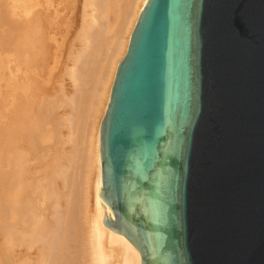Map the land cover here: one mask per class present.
Here are the masks:
<instances>
[{"label":"water","instance_id":"1","mask_svg":"<svg viewBox=\"0 0 264 264\" xmlns=\"http://www.w3.org/2000/svg\"><path fill=\"white\" fill-rule=\"evenodd\" d=\"M100 153L142 264H264V0H148Z\"/></svg>","mask_w":264,"mask_h":264},{"label":"bare ground","instance_id":"2","mask_svg":"<svg viewBox=\"0 0 264 264\" xmlns=\"http://www.w3.org/2000/svg\"><path fill=\"white\" fill-rule=\"evenodd\" d=\"M5 1L0 262L142 264L138 248L104 223L100 146L117 69L148 0H77L78 30L76 0Z\"/></svg>","mask_w":264,"mask_h":264},{"label":"rangeland","instance_id":"3","mask_svg":"<svg viewBox=\"0 0 264 264\" xmlns=\"http://www.w3.org/2000/svg\"><path fill=\"white\" fill-rule=\"evenodd\" d=\"M5 1V0H4ZM0 2H1V0H0ZM76 2H77V0H76ZM76 2H73V3H76ZM2 3H3V1L1 2V5H2ZM6 3V1L4 2V4L3 5H6L5 4ZM7 3H8V1H7ZM78 3H80V2H77L76 4H74L73 6H75V5H77V7H74V9L75 8H78V13H76L77 12V9H75V15H79V17H78V15H77V18H76V16L74 15V13H73V10L74 9H72V14H73V16H75V17H73L72 19L70 18L71 16L70 15H72V14H68L67 16H66V18H70L72 21V24L74 25V27H76L77 26V30L79 29V26H80V23L79 22H81V15H82V12H81V3L80 4H78ZM7 6V5H6ZM6 6H4L3 8L5 9L6 8ZM80 7V8H79ZM73 8V7H72ZM70 11V9H68V12ZM80 13V14H79ZM70 16V17H69ZM65 18V19H66ZM75 20V21H74ZM66 21H67V19L65 20V23H66ZM74 23H76V25L74 24ZM79 24V25H78ZM7 27V25H6V23L5 22H1V20H0V37L2 36V37H4V36H6V30H5V28ZM74 27H73V29H74ZM76 29V28H75ZM74 31V33H75V30H73ZM5 33V34H4ZM4 35V36H3ZM74 37L73 35H71V36H69L68 37V39H67V42H70V41H72V38ZM1 38H0V52L3 54V55H1V57L2 56H4V57H2L3 59H7V55L8 54H6L7 53V51H5V49L3 48V47H1ZM69 47V44H66V45H64V52L66 51V50H68L67 48ZM2 48V49H1ZM6 52V53H5ZM0 53V54H1ZM5 55H6V58H5ZM62 59H61V61H62V63H60V65H59V68H57L58 70L60 69V67L63 65V63H64V61L66 60V55L64 54V55H62ZM2 58H0L1 59V62H0V77H3L4 76V74H5V69L2 67L5 63L4 62H6L5 60H4V62H3V59ZM4 63V64H3ZM3 64V65H2ZM2 68V69H1ZM3 71V72H2ZM56 72H58L57 70H56ZM4 81V82H3ZM4 84H3V83ZM5 79H2V81H1V83H2V85H5ZM70 86V85H69ZM5 87V86H4ZM3 88V87H2ZM3 90H4V88H3ZM5 91V90H4ZM1 101H2V98L0 99ZM4 100V99H3ZM0 101V102H1ZM4 102V104H1V106L3 105V106H5V101H2V103ZM0 106V107H1ZM36 107V106H35ZM2 109H3V107H1ZM1 108H0V110H1ZM5 108V107H4ZM4 110V109H3ZM3 110H1L0 112L2 113V115H3V118H2V116H1V118H0V126L2 125V126H7V124L8 123H10V119H8V116L6 115V113H5V111L6 110H4V112H3ZM64 111V108H59V109H57V114L59 113V114H61L62 112ZM5 113V114H4ZM33 113L35 114V108H33ZM4 116H7V117H4ZM7 118V119H6ZM3 120V121H2ZM4 120H6V121H4ZM9 120V121H8ZM3 123H5L4 125H3ZM67 130V128H64V131H66ZM65 147H70V144H66L65 145ZM3 240V239H2ZM1 241V240H0ZM1 245V247H5V245H2V244H4V241H3V243H0ZM2 255H3V253H2ZM4 256V255H3ZM2 262H3V260H2ZM2 262H0V264H3ZM4 264H5V261H4Z\"/></svg>","mask_w":264,"mask_h":264}]
</instances>
